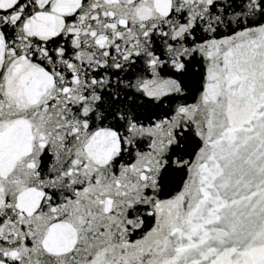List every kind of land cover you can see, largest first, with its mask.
Listing matches in <instances>:
<instances>
[{
  "label": "snow or ice",
  "instance_id": "obj_1",
  "mask_svg": "<svg viewBox=\"0 0 264 264\" xmlns=\"http://www.w3.org/2000/svg\"><path fill=\"white\" fill-rule=\"evenodd\" d=\"M0 264H264V0H0Z\"/></svg>",
  "mask_w": 264,
  "mask_h": 264
}]
</instances>
